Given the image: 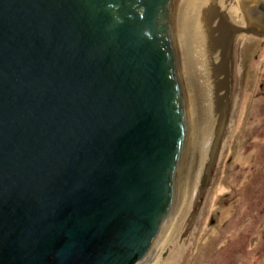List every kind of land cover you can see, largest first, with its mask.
Here are the masks:
<instances>
[{"label":"water","instance_id":"95a60500","mask_svg":"<svg viewBox=\"0 0 264 264\" xmlns=\"http://www.w3.org/2000/svg\"><path fill=\"white\" fill-rule=\"evenodd\" d=\"M177 1L0 0V264L156 258L186 156Z\"/></svg>","mask_w":264,"mask_h":264},{"label":"rangeland","instance_id":"374dc122","mask_svg":"<svg viewBox=\"0 0 264 264\" xmlns=\"http://www.w3.org/2000/svg\"><path fill=\"white\" fill-rule=\"evenodd\" d=\"M237 5L226 14L248 35L230 49L223 138L172 244L174 264H264V37L242 25Z\"/></svg>","mask_w":264,"mask_h":264},{"label":"bare ground","instance_id":"6f19581e","mask_svg":"<svg viewBox=\"0 0 264 264\" xmlns=\"http://www.w3.org/2000/svg\"><path fill=\"white\" fill-rule=\"evenodd\" d=\"M233 2L242 8L241 23L249 29L243 0H178L175 6L174 28L188 109L185 166L169 229L156 258L148 264L175 263L172 244L208 173V157H213L221 146L230 101V49L238 33L248 35L246 28L238 25L240 21L236 24L226 14ZM167 253L171 255L168 258Z\"/></svg>","mask_w":264,"mask_h":264},{"label":"flooded vegetation","instance_id":"af4514ba","mask_svg":"<svg viewBox=\"0 0 264 264\" xmlns=\"http://www.w3.org/2000/svg\"><path fill=\"white\" fill-rule=\"evenodd\" d=\"M254 12L260 16V23L264 22V0H258ZM264 25V24H263Z\"/></svg>","mask_w":264,"mask_h":264}]
</instances>
